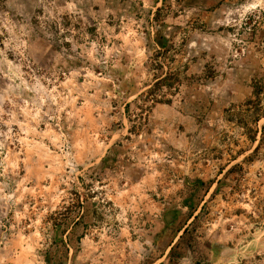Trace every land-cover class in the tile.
<instances>
[{"label": "rangeland", "instance_id": "rangeland-1", "mask_svg": "<svg viewBox=\"0 0 264 264\" xmlns=\"http://www.w3.org/2000/svg\"><path fill=\"white\" fill-rule=\"evenodd\" d=\"M257 80L264 0H0V264H264Z\"/></svg>", "mask_w": 264, "mask_h": 264}, {"label": "trees", "instance_id": "trees-1", "mask_svg": "<svg viewBox=\"0 0 264 264\" xmlns=\"http://www.w3.org/2000/svg\"><path fill=\"white\" fill-rule=\"evenodd\" d=\"M165 80V78L162 79V81ZM253 95L255 100L249 101L247 104L250 106H254L255 111L253 112L258 116L256 120V123H258L260 121V118L264 116V80L254 81ZM262 146H264V125L261 128L259 145L256 149L258 150Z\"/></svg>", "mask_w": 264, "mask_h": 264}]
</instances>
